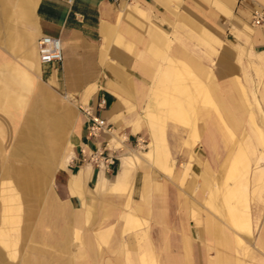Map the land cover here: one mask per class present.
Here are the masks:
<instances>
[{
	"label": "crops",
	"instance_id": "1",
	"mask_svg": "<svg viewBox=\"0 0 264 264\" xmlns=\"http://www.w3.org/2000/svg\"><path fill=\"white\" fill-rule=\"evenodd\" d=\"M42 35L60 38V62H40ZM3 72L20 78L14 108L0 109V135H13L0 147V264H226L217 249L219 220L205 203L223 182L228 145L210 107L199 104L192 119L190 90L197 82L211 99L202 83L209 84L234 136L245 110L235 95L240 85L264 109V0H0V85ZM175 85L188 93L176 99L187 119L186 126L167 124L168 160L155 115L172 116L163 99ZM78 104L113 133L88 137ZM260 115L261 127L249 113L243 144L256 151L251 203L260 228L255 243L264 248ZM147 134V165H137L142 157L126 153ZM56 140L67 152L54 155L52 172L42 170ZM99 147L117 157L109 169L89 160ZM243 150L229 162L235 178L248 164ZM168 163L184 167L158 168L172 169ZM223 196L232 207L234 264H261L239 234L251 232L246 193L231 184ZM207 220L214 221L209 236Z\"/></svg>",
	"mask_w": 264,
	"mask_h": 264
},
{
	"label": "rangeland",
	"instance_id": "2",
	"mask_svg": "<svg viewBox=\"0 0 264 264\" xmlns=\"http://www.w3.org/2000/svg\"><path fill=\"white\" fill-rule=\"evenodd\" d=\"M18 78H20L19 75H16L15 73H10V74H7L6 72L2 73V78H1L2 84L0 85V109L6 111L9 114L15 105V89H16V86H17L18 81H19ZM24 80H26V79H24ZM202 84L206 87L208 93L210 92V94L212 96V98L210 100L215 101V103L217 105V111L219 114V111L222 112V108L218 104L219 102L216 98L217 95L212 90H209V84H204V83H202ZM175 86H177V85H175ZM227 87L229 88V87H231V85H226V88ZM240 87L242 89L241 90L242 93L239 94L237 92V93H235V95H236L237 99L240 100L241 103H243L242 105L243 106L245 105L244 106L245 110L242 114L239 127L235 131L236 139L233 142H230V143L227 142V145H228L227 157L228 158H226L227 161H225V169H224L225 171H224L223 182H222L221 186L219 185V183H216L215 188L211 191V193L208 197V200L205 203V208L208 211H210L212 214H214V216L219 220V222H218L219 226H220V228H222V230L220 229V231H221L220 233H222L221 234V238H222L221 244L223 243V246H224L225 232L226 231L230 232V234L232 236H234V234H233V229L231 228V224H230V220H229V216H228V209H232V207L227 206L229 201L225 200L223 193L226 191V189L231 184L232 185L235 184L237 186L238 192L246 193V195L249 199L248 210H249L250 221H251V232H250V229H247V233L245 232V233H239V234L245 235L244 239H247L248 249L256 257V259H254V262H259L261 264H264V248L260 247L259 244L255 243V239L260 233V228L258 227L256 213H255L253 205L251 203V199H252V196H251L252 171L255 168V166L257 165L256 151H253V152L248 151L243 144L245 139L248 140L247 135H250V133H251V124L249 122V113L252 112L253 117H254V123L257 124L259 127H261L260 116L263 117V115H260V113H262V111L264 109L262 108L260 100H258V98H257V93H252L250 91V87L245 85V84L240 85ZM173 90H174V87L171 90L170 96H168V98H165V101L163 99V103H164L163 106H164L165 112L167 111V105L169 107H171V104L174 102V100H176V97L173 95L174 94ZM63 99H65V98L63 97ZM202 101H204V100L202 99L199 102L202 103ZM183 103H185V102H183ZM201 103H198L197 106L195 105L192 112H194V109H197L198 105ZM207 103L208 102L206 101L205 104H206V106L209 107V105ZM221 104H222V102H221ZM210 108H211V106H210ZM211 110L214 114L216 113V111L213 110V108H211ZM195 112H196V110H195ZM235 112L237 113V111H235ZM219 116L221 117V121L224 125V130L227 132V134L234 135L232 130L228 127V125L230 124L229 119L226 118L225 116L221 115V114H219ZM55 117H58V116H55ZM155 117L158 119L159 123H161V125H162V129H163L161 131L162 136H163L162 138H163V142L166 144V155H167L168 160H169L171 157L172 147L170 148V146H169L170 134H169V132H166V129L168 128L167 124L173 123V124H179V125L186 126V122H182V121L176 120L174 118H171L169 115H155ZM192 119H197V115L196 114L192 115ZM14 126H15V121H14ZM52 126H53V124H52ZM227 129H228V131H227ZM181 134L185 135L186 133L183 132ZM12 136H13L12 134L11 135L10 134L4 135L3 137L0 135V147L3 143L9 142L11 140ZM59 140H56L54 153H51V158L50 159H48V158L44 159L43 158V160L41 161L42 162V164H41L42 170L44 168L49 167L51 169V172H52V170H53V161H52L53 157H55L56 154L59 151H61L60 156L58 158V159H60L63 156V154L67 152V149L65 147L60 149L62 146H61V143L59 142ZM151 141H152V137L150 134H147L145 136L139 135L138 138L135 139L132 148L126 154H129V155L132 153L139 154L142 157V159H140L137 162V165H141V164L145 165L146 164L145 158L146 159H148V158L143 156V153L145 151L149 150V148H150L149 144L151 143ZM231 143L232 144L234 143L235 145L234 144L232 145ZM238 147H241L242 149H244L243 151L247 157L248 164H247V167L244 170H242L241 175L239 177L235 178L234 176L229 174V162L231 160L233 153L235 152V150ZM41 148L43 149V147H41ZM143 159H144V161H143ZM117 161L118 160H116V162ZM149 161H152V160L149 159ZM116 162H115V164H116ZM261 164H262V162H261ZM167 166H171L172 169H169V167L165 169V167L164 166L162 167V165L161 166L158 165V168H160V170L163 172L164 171L170 172V170H180V169H182V167H184V165H182V164L180 165L178 163H172V165H170L168 163ZM208 203H209V205H208ZM213 222L210 220H207L205 223L206 224L205 229H206V233L208 236H209L210 226L213 224ZM249 232H250V235H249ZM246 235H249V236H246ZM236 239H238V241L241 242L240 237L237 236ZM241 243L243 244V242H241ZM13 246L17 247V251L15 252V256L17 255V259L19 260L21 253L23 254V250L25 249L23 242H21V238L18 240L17 244H14ZM227 248L228 249H226V246H225V248H222L220 245H218L217 249H219V251L221 253L223 252V255L225 254L226 256H231L233 260H234V258L236 259L238 254H237V245L235 244V242H231L230 244H228ZM217 249L216 248L213 249L211 251L212 254H214V251L218 252ZM248 260H250V259H247L246 261H248ZM233 263H235V261H233Z\"/></svg>",
	"mask_w": 264,
	"mask_h": 264
},
{
	"label": "built area",
	"instance_id": "3",
	"mask_svg": "<svg viewBox=\"0 0 264 264\" xmlns=\"http://www.w3.org/2000/svg\"><path fill=\"white\" fill-rule=\"evenodd\" d=\"M260 19L261 13L258 11L254 12V23L259 24ZM37 45L39 59L42 64L60 62L62 60V45L59 37L42 35L38 39ZM103 102L102 100L100 105ZM78 109L85 119L88 137L95 138L103 131L110 134L113 133L107 121L96 115L90 106L78 104ZM89 160L94 162L100 169H109L110 166L115 164L117 157L108 154L104 147H99L91 153Z\"/></svg>",
	"mask_w": 264,
	"mask_h": 264
},
{
	"label": "bare ground",
	"instance_id": "4",
	"mask_svg": "<svg viewBox=\"0 0 264 264\" xmlns=\"http://www.w3.org/2000/svg\"><path fill=\"white\" fill-rule=\"evenodd\" d=\"M255 24V23H254ZM256 25V24H255ZM181 77V76H180ZM179 77V78H180ZM180 84V83H179ZM182 85V84H181ZM206 88V87H205ZM203 89H204V87H203ZM202 91V89H201V86L199 85V84H197V82H195V84L193 85V87H192V91L190 90V92H191V100L190 101H192V102H189V103H191V104H194V106L196 105L197 106V104L198 103H201V102H199V101H201L202 99L204 100V101H202V103H201V105L203 106L205 103H206V101L208 102L207 104L209 105V107L211 106V108H213V110H215L216 111V113H215V116H214V119L217 121V124H219V126L221 127V129H222V134H223V137L225 138V140L228 142V143H230V142H233L235 139H236V137L234 136V135H230V134H227V132L224 130V125H223V123H222V121H221V117L219 116V114H218V111H217V107H215L216 105L210 100V98H209V96L208 95H206L205 93H206V91L204 92L203 91V93L201 92ZM178 92V94H176ZM173 95L176 97V99H177V95H187L188 93H187V91H186V89L185 88H183L182 86H179V85H177V86H174V90H173ZM204 94V95H203ZM188 96V95H187ZM206 99V100H205ZM164 101H165V98H164ZM187 101H189V100H187ZM181 103L182 102H179L178 100H174V102L171 104V107H170V112H171V114H172V118H174V119H176V120H180V121H185L186 119H187V117H186V113H185V111L183 110V106L181 105ZM183 104V103H182ZM206 105V104H205ZM196 110V109H195ZM195 110H194V112H195ZM173 112V113H172ZM197 112V111H196ZM201 112V111H200ZM194 114H196V113H194ZM193 114V115H194ZM217 114V115H216ZM201 115H202V112H201ZM194 117V116H193ZM213 118V117H212ZM208 119L210 120L211 119V116H210V118L208 117ZM195 123V122H194ZM211 124H214V123H212L211 122ZM227 128V127H226ZM193 131H194V129H193ZM227 131H228V129H227ZM260 133V132H259ZM197 134V133H196ZM196 136V135H195ZM216 136H217V134H216ZM259 137H261V142H262V147H263V150L261 151V153H260V160H263L264 161V139H263V137L261 136V133H260V136ZM198 138V137H197ZM217 139H218V136L216 137ZM162 139V138H161ZM194 140V139H193ZM236 142V141H235ZM234 142V143H235ZM233 143V144H234ZM232 144V143H231ZM232 144V145H233ZM222 145V144H221ZM231 145V146H232ZM235 145V144H234ZM230 147V146H229ZM234 147V146H233ZM232 149V148H231ZM234 149V148H233ZM231 154V153H230ZM72 156V155H71ZM131 158V157H130ZM228 158V157H227ZM68 159H70V158H68ZM132 159V158H131ZM127 160H130L129 158L127 159ZM126 161V160H125ZM132 161V160H131ZM135 161H138L137 159L135 160ZM227 161V160H226ZM225 171V170H224ZM262 177V176H261ZM219 191V190H218ZM217 191V192H218ZM208 205H209V203H208ZM219 224V223H218ZM216 227H217V231H216V233L218 234L217 235V238L219 239V241H218V243H221V234L222 233H220L221 231H220V229L222 230V228H220V226L219 225H216ZM222 227V226H221ZM215 233V232H214ZM216 235V234H215ZM216 237V236H215ZM238 240V239H237ZM232 242V238H231V235H230V233L228 232V231H226L225 232V238H224V246H223V243L221 244V247L222 248H225V246H226V249H228L227 247H228V244H230ZM239 243H241L240 241H238ZM228 255V254H227ZM218 258H219V255L217 256ZM218 258H216V259H218ZM223 259L225 260V262H226V264H234L233 263V259H232V257L231 256H226L225 254L223 255Z\"/></svg>",
	"mask_w": 264,
	"mask_h": 264
}]
</instances>
